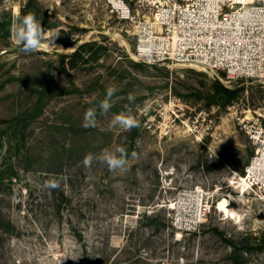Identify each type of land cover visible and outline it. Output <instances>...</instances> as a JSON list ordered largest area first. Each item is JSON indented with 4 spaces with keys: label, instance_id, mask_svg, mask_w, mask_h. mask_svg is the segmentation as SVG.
I'll use <instances>...</instances> for the list:
<instances>
[{
    "label": "rangeland",
    "instance_id": "374dc122",
    "mask_svg": "<svg viewBox=\"0 0 264 264\" xmlns=\"http://www.w3.org/2000/svg\"><path fill=\"white\" fill-rule=\"evenodd\" d=\"M29 14L45 42L59 34L58 48L17 47L18 17ZM130 32L105 0H0V264H95L133 248L149 264H264V250H242L264 235V204L229 180L253 152L233 113L264 109V82L146 63ZM109 86L113 106L83 127ZM160 109L178 123L197 117L195 130L160 132L149 123ZM199 113L215 120L218 140H200ZM119 114L139 126L113 127ZM117 146L128 152L125 174L83 165ZM50 179L60 188L44 189ZM225 196L236 220L217 209Z\"/></svg>",
    "mask_w": 264,
    "mask_h": 264
},
{
    "label": "built area",
    "instance_id": "2783aa9c",
    "mask_svg": "<svg viewBox=\"0 0 264 264\" xmlns=\"http://www.w3.org/2000/svg\"><path fill=\"white\" fill-rule=\"evenodd\" d=\"M105 5L126 23L133 53L141 61L199 66L227 81L264 82V0H105ZM246 113H233L235 125L253 148L241 174L248 195L264 204V109ZM171 114L157 110L150 126L160 132L195 130L197 117L180 125L178 115ZM199 116L200 140L208 135L218 140L219 131L210 132L216 129L215 120L206 113Z\"/></svg>",
    "mask_w": 264,
    "mask_h": 264
},
{
    "label": "clouds",
    "instance_id": "9594fccd",
    "mask_svg": "<svg viewBox=\"0 0 264 264\" xmlns=\"http://www.w3.org/2000/svg\"><path fill=\"white\" fill-rule=\"evenodd\" d=\"M44 31L42 24L38 22L33 14L18 17V25L15 32L16 45L22 51L31 53L46 45L51 49H56L58 46L54 43L58 37V33L50 32L47 41H44ZM118 89L115 86L107 87L105 97L99 102L97 108H89L84 113L82 126L85 128L95 127L97 124V115H107L113 106L111 101ZM135 97L129 94L128 100L133 101ZM111 124L113 127H118L124 131L138 127L139 122L131 114H119L112 118ZM97 160L107 166L108 170L118 174H125L128 171V152L124 146H117L114 150H104L99 155L87 154L82 163L85 167H90L93 160ZM46 190H57L60 184L55 179H50L43 184Z\"/></svg>",
    "mask_w": 264,
    "mask_h": 264
},
{
    "label": "trees",
    "instance_id": "16d2710c",
    "mask_svg": "<svg viewBox=\"0 0 264 264\" xmlns=\"http://www.w3.org/2000/svg\"><path fill=\"white\" fill-rule=\"evenodd\" d=\"M9 33V29H7V34ZM239 90L238 87L234 88V89H229V88H225V87H220V91L224 92V93H229V94H235L237 91ZM78 240L80 242H82V244L84 245L83 250L86 251V244H85V240H83L82 235H78ZM230 242V241H229ZM146 245L149 244L148 241L145 242ZM243 251H250V250H264V235H262L261 237H259L258 241H256V243H249L247 242L243 249ZM150 259L146 256V255H142L139 252H137L134 248H133V253L131 255L130 258H121L119 255H115L114 257H105L103 259V261H98L95 262V264H149ZM83 264H90V263H86V261Z\"/></svg>",
    "mask_w": 264,
    "mask_h": 264
},
{
    "label": "bare ground",
    "instance_id": "6f19581e",
    "mask_svg": "<svg viewBox=\"0 0 264 264\" xmlns=\"http://www.w3.org/2000/svg\"><path fill=\"white\" fill-rule=\"evenodd\" d=\"M17 8L15 7V10ZM43 46V45H42ZM69 48V47H68ZM134 56V55H133ZM199 67V66H197ZM230 182L232 183V186L234 188L238 189L239 193H245L247 191V185L244 183L243 175L239 172H235L233 176L229 177ZM217 209H219L221 212H223L224 216H227L229 218L237 219V210L232 204L230 203L228 197H221L217 204Z\"/></svg>",
    "mask_w": 264,
    "mask_h": 264
}]
</instances>
